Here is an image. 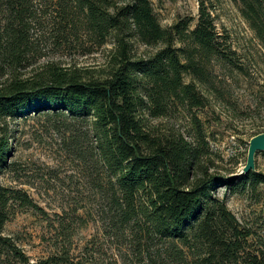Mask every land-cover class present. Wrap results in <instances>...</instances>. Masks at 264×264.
Listing matches in <instances>:
<instances>
[{"label":"trees","instance_id":"1","mask_svg":"<svg viewBox=\"0 0 264 264\" xmlns=\"http://www.w3.org/2000/svg\"><path fill=\"white\" fill-rule=\"evenodd\" d=\"M74 1L80 23L59 12L57 40L76 36L83 28L97 45L111 42L104 77L83 76L78 69L55 63L46 64L31 78L21 77L16 66L33 46L31 0H0L4 22L0 31V174L12 149L7 118L48 110L85 121L91 137L87 155L97 173L93 182L104 193L105 218L117 231L130 229L139 264L155 260L188 264V255L191 264H264V249L253 246L249 227L216 195L222 186L258 194L264 173L209 172L203 167L202 122L190 114L203 110L209 95L217 102L224 100L215 73L208 71L211 61L240 68L236 52L217 33L204 3L199 1L196 23L190 28L189 17L162 26L150 0ZM233 1L264 49V0ZM51 20L54 25L53 16ZM134 44L154 49L136 55ZM229 72L250 76L248 71ZM263 92L258 98L262 108ZM180 108L192 117L196 128L189 140L181 134L155 131L148 124V119L167 117ZM260 132L264 130L253 135ZM14 202L36 207L26 193L0 185V261L82 264L62 246L33 260L3 235ZM154 246L161 247L155 257Z\"/></svg>","mask_w":264,"mask_h":264},{"label":"rangeland","instance_id":"2","mask_svg":"<svg viewBox=\"0 0 264 264\" xmlns=\"http://www.w3.org/2000/svg\"><path fill=\"white\" fill-rule=\"evenodd\" d=\"M199 1L206 6L217 33L225 36L236 52L240 68L211 61L207 68L215 73L214 81L224 100L217 102L208 94V105L190 114H196L202 122L206 141L203 167L207 166L209 172L237 176L245 164L250 137L264 130V108L258 101L264 85V49L233 0H150L162 26L178 17H189L190 28L196 23ZM29 10L33 15L29 29L33 46L16 66L21 77L35 76L48 63L78 69L83 76L106 75L111 42L97 45L83 28L76 36L68 34L57 40L59 12L63 10L80 23L82 17L74 0H31ZM153 49L134 44L133 52L141 55ZM229 71H248L250 76L243 78ZM6 124L12 149L0 174V185L26 193L36 207H20L14 202L3 235L11 237L33 260L62 246L82 264H139L132 251L130 229L117 231L105 218L104 193L93 182L97 173L87 155L91 144L87 123L43 110L23 118H7ZM148 124L155 131L181 134L188 140L196 130L192 117L181 108L167 117L150 118ZM254 164L255 171L264 173V151L255 155ZM216 195L249 227L253 246L264 249V185L254 195L232 192L225 186ZM160 248H152L153 257ZM191 261L188 255V264ZM0 264L16 262L8 258ZM152 264L162 262L155 260Z\"/></svg>","mask_w":264,"mask_h":264},{"label":"water","instance_id":"3","mask_svg":"<svg viewBox=\"0 0 264 264\" xmlns=\"http://www.w3.org/2000/svg\"><path fill=\"white\" fill-rule=\"evenodd\" d=\"M263 151H264V132H260L250 137L248 141L246 160L240 173H248L250 171H254L255 155L257 152H263Z\"/></svg>","mask_w":264,"mask_h":264}]
</instances>
